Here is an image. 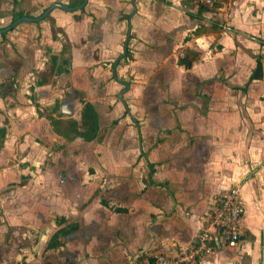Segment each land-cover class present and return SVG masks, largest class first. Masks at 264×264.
Here are the masks:
<instances>
[{"label":"crops","instance_id":"0c3cea01","mask_svg":"<svg viewBox=\"0 0 264 264\" xmlns=\"http://www.w3.org/2000/svg\"><path fill=\"white\" fill-rule=\"evenodd\" d=\"M69 1L0 0V27ZM226 183L239 240L194 264H264V0H86L0 34V264L172 256Z\"/></svg>","mask_w":264,"mask_h":264},{"label":"built area","instance_id":"2783aa9c","mask_svg":"<svg viewBox=\"0 0 264 264\" xmlns=\"http://www.w3.org/2000/svg\"><path fill=\"white\" fill-rule=\"evenodd\" d=\"M210 6L213 0H189ZM243 214V204L237 185L226 183L219 187L215 204L205 214L191 243L181 247L170 256L156 252L148 264H194L213 250V238L217 237L223 246H235L239 240V226Z\"/></svg>","mask_w":264,"mask_h":264},{"label":"water","instance_id":"95a60500","mask_svg":"<svg viewBox=\"0 0 264 264\" xmlns=\"http://www.w3.org/2000/svg\"><path fill=\"white\" fill-rule=\"evenodd\" d=\"M86 0H81V2L77 5L74 6H68L59 2L56 3H52L49 6H47L39 15L37 16H20L16 19H14L12 22L8 23L5 26L0 27V34H3L9 30H11L12 28H14L18 23L22 22V21H27V22H38L41 21L42 19H44L50 12L52 9L54 8H59L65 11H74V10H78L80 8H82V6L84 5ZM133 1V0H132Z\"/></svg>","mask_w":264,"mask_h":264},{"label":"trees","instance_id":"16d2710c","mask_svg":"<svg viewBox=\"0 0 264 264\" xmlns=\"http://www.w3.org/2000/svg\"><path fill=\"white\" fill-rule=\"evenodd\" d=\"M80 2H81V0H77V1H73V2L72 1H69L68 4L70 6H74V5H77ZM20 16H21V14H19V13L13 14L12 17H11V19H10L11 20L10 22H12L14 19H16V18H18Z\"/></svg>","mask_w":264,"mask_h":264},{"label":"flooded vegetation","instance_id":"af4514ba","mask_svg":"<svg viewBox=\"0 0 264 264\" xmlns=\"http://www.w3.org/2000/svg\"><path fill=\"white\" fill-rule=\"evenodd\" d=\"M243 212H244V207H243ZM243 215V214H242ZM240 235V234H239Z\"/></svg>","mask_w":264,"mask_h":264}]
</instances>
